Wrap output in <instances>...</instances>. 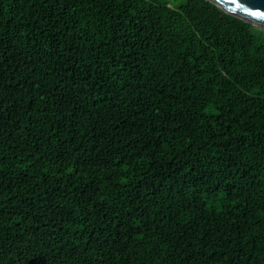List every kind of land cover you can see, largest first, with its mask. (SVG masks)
<instances>
[{
  "label": "trees",
  "instance_id": "1",
  "mask_svg": "<svg viewBox=\"0 0 264 264\" xmlns=\"http://www.w3.org/2000/svg\"><path fill=\"white\" fill-rule=\"evenodd\" d=\"M0 264H264V30L0 0Z\"/></svg>",
  "mask_w": 264,
  "mask_h": 264
},
{
  "label": "water",
  "instance_id": "2",
  "mask_svg": "<svg viewBox=\"0 0 264 264\" xmlns=\"http://www.w3.org/2000/svg\"><path fill=\"white\" fill-rule=\"evenodd\" d=\"M226 13L264 30V0H208ZM260 12L261 16L253 13ZM262 25V26H261Z\"/></svg>",
  "mask_w": 264,
  "mask_h": 264
},
{
  "label": "rangeland",
  "instance_id": "3",
  "mask_svg": "<svg viewBox=\"0 0 264 264\" xmlns=\"http://www.w3.org/2000/svg\"><path fill=\"white\" fill-rule=\"evenodd\" d=\"M186 0H165V2H167L169 4V6L173 7V8H178L181 5L185 4Z\"/></svg>",
  "mask_w": 264,
  "mask_h": 264
},
{
  "label": "snow or ice",
  "instance_id": "4",
  "mask_svg": "<svg viewBox=\"0 0 264 264\" xmlns=\"http://www.w3.org/2000/svg\"><path fill=\"white\" fill-rule=\"evenodd\" d=\"M235 2H236V0H233V3H235ZM253 15H255V16H261L262 14L260 12H256V13H253Z\"/></svg>",
  "mask_w": 264,
  "mask_h": 264
},
{
  "label": "bare ground",
  "instance_id": "5",
  "mask_svg": "<svg viewBox=\"0 0 264 264\" xmlns=\"http://www.w3.org/2000/svg\"><path fill=\"white\" fill-rule=\"evenodd\" d=\"M262 26V25H261ZM262 27H264V26H262Z\"/></svg>",
  "mask_w": 264,
  "mask_h": 264
}]
</instances>
